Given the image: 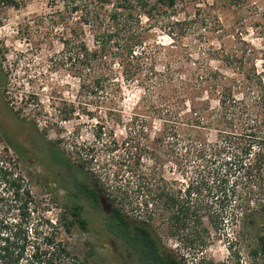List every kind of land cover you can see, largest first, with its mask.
Masks as SVG:
<instances>
[{
    "label": "rangeland",
    "instance_id": "1",
    "mask_svg": "<svg viewBox=\"0 0 264 264\" xmlns=\"http://www.w3.org/2000/svg\"><path fill=\"white\" fill-rule=\"evenodd\" d=\"M8 1L0 0V72L5 78L0 86V159L10 177H20L22 188L29 191L30 236L35 227L53 231L77 260L128 264L119 252L118 242L99 234L103 227L98 212L86 213L92 220L87 232L77 224L64 228L65 201L54 198L49 186L34 181L32 167L23 163L6 140L26 158L23 146L16 140L19 131L25 129H30L34 138L40 134L54 144L70 162L82 163L85 169L95 172L109 191L126 197L125 203L130 202L128 206L137 211L132 214L136 218L143 216L144 182L150 180L155 167L181 187L201 180L199 197L206 208L201 223L205 230L188 223L176 225V231L170 217L156 213L152 229L162 245L182 264H264V254L250 253L263 222L258 206L264 200V190L249 191L250 185L232 175L227 188L235 187L237 191L228 193L220 202L209 193L216 184L211 168L220 170L218 163H211L214 157L206 161L210 155L206 159L198 157L175 139L170 145H160V152L158 146L155 154L151 151L153 138L162 135L160 117H165L168 109L164 102L171 109L181 108L176 96L181 94V88L176 87V77L190 74L193 62L202 58L208 42L217 44L216 36L221 30H217L214 14L220 18L224 34L242 37L258 51L257 68L263 70L264 15H252L251 11L255 6L263 9L264 0H244L238 9L230 0H179L180 17L184 12L192 14L203 8L212 14L211 24L200 33L189 32L178 42H171L160 28L155 29V38L162 46L155 48L154 65L165 82L161 84L159 76L153 78L156 81H148L141 75L128 83L117 73L114 77L119 81L108 82L104 89L86 81V71L80 65L58 61L63 48L61 38L68 36V28L79 19L80 12L71 13L62 0H16L17 6ZM213 2L218 6L214 10L210 7ZM86 40L91 45L89 36ZM170 75L174 82H168ZM85 83L87 86H83ZM203 135L215 146L213 130L207 129ZM4 181L0 182V221H15L16 205ZM60 192L57 190V194Z\"/></svg>",
    "mask_w": 264,
    "mask_h": 264
},
{
    "label": "trees",
    "instance_id": "2",
    "mask_svg": "<svg viewBox=\"0 0 264 264\" xmlns=\"http://www.w3.org/2000/svg\"><path fill=\"white\" fill-rule=\"evenodd\" d=\"M62 1L71 13L80 14L68 28V36L61 38L63 48L58 61L80 65L86 71V81L95 88L104 89L108 82L117 83L119 79L114 77L117 73L128 83L142 75L148 81L159 76L158 81L163 84L165 77L154 65L155 48L162 46L155 38V29L160 28L171 42H178L189 32L200 33L211 24L212 14L203 8H197L192 14L184 12L180 17L179 0ZM230 2L241 8L244 0ZM7 3L18 5L16 0ZM210 7L214 10L218 6L213 2ZM258 12L264 15V6L263 9L255 6L251 14ZM56 13L61 18V11ZM214 21L217 30H221L216 36L217 44L208 42L201 52L202 58L193 62L190 74L176 77V87L181 88V94H176L181 108L171 109L164 102L168 109L165 117H160L162 135L153 138L151 151L155 154L158 146L160 152V145H170L175 139L198 157L206 159L210 155L206 161L214 157L211 163H218L220 170L211 168L216 184L209 193L221 202L228 193L233 195L237 191L235 187L227 188L232 175L250 185L249 191L264 190V68H257L258 51L255 48L242 37H231L229 32L226 33L228 36L224 34L218 14H214ZM88 36L91 45L86 40ZM229 36L231 39L226 42L225 38ZM170 76L168 82H174V77ZM4 79L0 72V86ZM207 129L215 132V146L203 135ZM208 150L212 151L208 153ZM139 163L138 154L136 164ZM72 165L86 177L74 194L83 192L91 205L103 212L106 228L123 240L128 254L136 253L143 264H182L171 250L159 247L160 239L152 229V223L158 213L170 217L176 231V225L181 227L188 223L202 227L201 217L206 215V208L199 197L201 180L181 187L175 185L174 180L166 179L155 167L150 180L144 182L143 216L136 218L132 214L137 211L128 206L130 202L125 203L126 197L109 191L96 173L85 169L82 163L72 161ZM4 179L9 185L7 193L16 205L17 220L0 221V264H88L72 256L53 231L45 232L35 227L34 235L30 236L29 191L22 188L20 177H10L0 159V182ZM258 207L263 222L255 246L250 250L252 256L264 254V200ZM70 209L71 219L63 213L66 216L64 228L68 230L75 222L85 228V221L80 217L82 207L75 202Z\"/></svg>",
    "mask_w": 264,
    "mask_h": 264
},
{
    "label": "flooded vegetation",
    "instance_id": "3",
    "mask_svg": "<svg viewBox=\"0 0 264 264\" xmlns=\"http://www.w3.org/2000/svg\"><path fill=\"white\" fill-rule=\"evenodd\" d=\"M3 125V123H2ZM3 128V127H2ZM25 129L20 130L19 137H16L18 144L23 146V153L27 156L26 158L19 152L14 150L25 165L32 167L33 169V179L34 181L43 186H49L54 192L53 197L56 199H63L65 201L63 213L68 217H71V209L74 203H78L82 209L80 212V217L85 221V228L80 227V224L75 222L81 230L87 232L91 227L92 220L86 217L90 210L98 212L99 221L102 230H99V234L106 235L109 238L116 240L119 244L120 253L123 258H125L128 264H143L136 253L128 254L124 246L123 240L111 233L105 225V218L102 211L94 208L90 201L85 197L83 192H77L75 190L80 182H85L86 177L84 174L78 171L77 166H73L66 156L54 145L47 142L40 134H37L35 138L30 135L31 130ZM8 144L12 147L8 139H6ZM78 172L80 174H78ZM57 190L61 192L57 194ZM70 224V225H73ZM159 247L166 251V248L159 243Z\"/></svg>",
    "mask_w": 264,
    "mask_h": 264
}]
</instances>
